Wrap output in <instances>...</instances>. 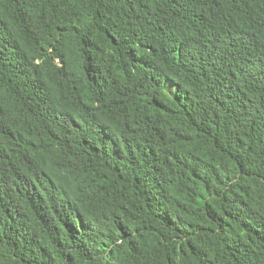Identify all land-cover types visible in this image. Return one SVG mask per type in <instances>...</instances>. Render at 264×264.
Listing matches in <instances>:
<instances>
[{"label":"trees","instance_id":"obj_1","mask_svg":"<svg viewBox=\"0 0 264 264\" xmlns=\"http://www.w3.org/2000/svg\"><path fill=\"white\" fill-rule=\"evenodd\" d=\"M0 264H264V0H0Z\"/></svg>","mask_w":264,"mask_h":264}]
</instances>
